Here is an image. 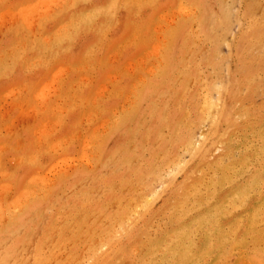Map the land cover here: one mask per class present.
<instances>
[{
    "label": "rangeland",
    "instance_id": "374dc122",
    "mask_svg": "<svg viewBox=\"0 0 264 264\" xmlns=\"http://www.w3.org/2000/svg\"><path fill=\"white\" fill-rule=\"evenodd\" d=\"M0 264H264V0H0Z\"/></svg>",
    "mask_w": 264,
    "mask_h": 264
}]
</instances>
